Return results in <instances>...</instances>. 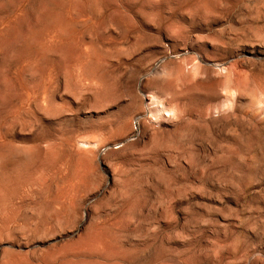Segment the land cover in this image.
<instances>
[{
  "label": "rangeland",
  "instance_id": "1",
  "mask_svg": "<svg viewBox=\"0 0 264 264\" xmlns=\"http://www.w3.org/2000/svg\"><path fill=\"white\" fill-rule=\"evenodd\" d=\"M0 264H264V0H0Z\"/></svg>",
  "mask_w": 264,
  "mask_h": 264
}]
</instances>
